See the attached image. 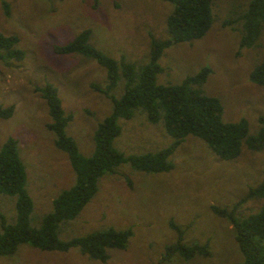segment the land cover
Instances as JSON below:
<instances>
[{
  "label": "rangeland",
  "instance_id": "obj_1",
  "mask_svg": "<svg viewBox=\"0 0 264 264\" xmlns=\"http://www.w3.org/2000/svg\"><path fill=\"white\" fill-rule=\"evenodd\" d=\"M4 1L9 13L0 0V32L18 37L24 57L0 59V105L13 106L10 117L0 118V147L9 136L17 141L25 188L32 199L29 223L36 227L51 211L52 200L75 181L67 154L54 144L55 135L47 127L49 111L36 88L46 82L56 86L65 112L72 114L65 131L85 156L93 151L94 129L112 108L111 100L93 87L104 88L105 68L80 54L56 53L53 46L89 28V42L96 48L113 58L124 56L143 64L151 37L167 36L172 4L165 0ZM248 1L213 0V20L205 35L165 48L158 60L163 71L156 81L178 84L201 67H210L197 87L219 98L224 122L243 118L248 133L254 134L260 127L259 116H264V86L253 83L249 75L264 58V26L255 45L239 49V17ZM122 85L121 80L112 90L115 96L122 93ZM117 124L120 133L112 146L126 156L154 152L173 141L162 121L151 123L139 110L130 119L118 118ZM169 160L173 163L169 171H140L125 162L113 173L105 172L81 211L58 224L62 240L108 227L130 228L133 234L126 247L109 248L106 261L90 259L77 247L46 251L23 243L14 254L0 255V264H241L233 225L215 214L211 205L233 209L238 219L259 209L264 198L246 196L264 177V147L252 151L243 146L237 157L224 160L202 139L187 135ZM14 203V196L0 193V216L7 223L15 220ZM178 231L184 244L207 243L209 256L166 257V247L175 243Z\"/></svg>",
  "mask_w": 264,
  "mask_h": 264
},
{
  "label": "trees",
  "instance_id": "obj_2",
  "mask_svg": "<svg viewBox=\"0 0 264 264\" xmlns=\"http://www.w3.org/2000/svg\"><path fill=\"white\" fill-rule=\"evenodd\" d=\"M165 1L172 4V10L166 18L167 36L161 39L151 37L148 57L143 64L128 61L124 56L116 59L102 52L89 42V28L82 29L65 44L53 46L56 53L80 54L105 68L104 88L96 84L93 87L111 100L112 108L94 129V148L90 155L85 156L65 131L72 114L65 112L56 86L46 82L36 88L49 111L50 122L47 127L55 135L54 144L67 154L75 181L52 200V209L44 215L41 223L36 227L31 226L32 199L25 188V167L17 151L16 139L7 137L0 147V193L15 197V220L7 223L4 216H0V255H12L20 244L26 243L46 251H65L77 247L80 253L90 259L104 262L109 257V248L126 247L133 234L130 228L120 230L108 227L67 240L60 239L57 231L59 223L75 217L93 197L102 174L113 173L118 165L125 162L140 171H169L173 167L169 156L187 135L202 139L224 160L237 157L243 146L252 151L264 147L263 115L258 118V131L249 134L245 119L224 122L219 98L206 95L197 87L206 80L211 72L210 67H201L178 84L157 83L156 75L163 71L158 60L164 49L178 42L201 38L213 20V0ZM2 6L5 14H8L7 2L2 0ZM239 21L242 26L239 49L255 45L264 26V0H249ZM17 43L15 34L4 35L0 32V59H23L24 51ZM249 79L264 86V58L251 70ZM121 80L123 89L117 97L112 90ZM137 110L143 112L151 123L162 121L165 131L173 138L171 144L154 152L128 156L115 149L112 141L120 133L117 119H130ZM12 111L13 106L0 105V118L10 117ZM247 197L264 198V177L258 185L249 189ZM211 210L226 217L233 225L235 239L243 256L241 264H264V202L256 212L242 219L234 215L233 209L211 205ZM178 233L175 243L166 247V257L175 253L184 259L195 255L209 256L207 243L184 244L181 242V232Z\"/></svg>",
  "mask_w": 264,
  "mask_h": 264
}]
</instances>
